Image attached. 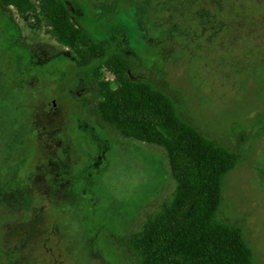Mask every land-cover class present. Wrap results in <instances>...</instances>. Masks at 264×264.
Returning <instances> with one entry per match:
<instances>
[{"label":"rangeland","instance_id":"374dc122","mask_svg":"<svg viewBox=\"0 0 264 264\" xmlns=\"http://www.w3.org/2000/svg\"><path fill=\"white\" fill-rule=\"evenodd\" d=\"M64 1L95 37L124 28L141 63L130 76L155 78L203 133L239 153L224 177L220 217L241 226L264 264V0H235L234 14L249 18L218 31L217 0L169 1L167 13H154L166 20L162 29L144 21L139 29L142 0ZM204 17L215 28L201 27ZM74 61L44 27L31 29L0 5V264H132L126 234L173 187L160 148L95 123L92 85L54 98L65 129L55 147L32 146L30 105L45 97L49 106ZM26 74L45 85L20 84ZM39 156L47 187L59 189L45 206L34 176Z\"/></svg>","mask_w":264,"mask_h":264},{"label":"trees","instance_id":"16d2710c","mask_svg":"<svg viewBox=\"0 0 264 264\" xmlns=\"http://www.w3.org/2000/svg\"><path fill=\"white\" fill-rule=\"evenodd\" d=\"M169 1L142 0L137 9L139 29L143 21L162 29L166 20L154 13H167ZM235 2L217 0V31L249 18L234 14L238 13ZM0 5L13 7L31 29L44 27L73 55L75 61L57 81L52 99L64 98L81 84L92 85L90 111L99 128L164 153L173 187L126 234L124 257L132 264H256L241 226L220 217L224 177L236 165L239 153L203 133L188 119L178 96L155 78L130 76L132 67L141 63L124 28L95 37L73 22L64 0H0ZM200 25L216 26L211 17L201 18ZM163 34L168 39L171 35ZM35 80L40 87L45 85L34 74L22 76L20 84L35 86ZM45 100L32 103L27 113V136L37 151L43 136L57 140L58 131L65 129ZM49 146L56 143L44 145L45 150ZM58 190L46 187V201Z\"/></svg>","mask_w":264,"mask_h":264},{"label":"flooded vegetation","instance_id":"af4514ba","mask_svg":"<svg viewBox=\"0 0 264 264\" xmlns=\"http://www.w3.org/2000/svg\"><path fill=\"white\" fill-rule=\"evenodd\" d=\"M47 109H49L50 111H52L53 113L56 112L55 107H54V99H51V105L47 106ZM42 132V131H41ZM28 139L29 136H27ZM56 139L54 137H49V136H43L42 139L39 141V145L41 150L44 149V145H52L53 142L56 143ZM37 161L39 162V164L37 165V167L34 168V170H37V173L34 175L35 179L37 180L38 184H39V190L37 191V193L40 196V202H42V204H44L45 206V192H46V187H47V183H46V173L50 170H46L45 169V165H44V156H39V158L37 159ZM32 196V193H31ZM42 197H44V201H42ZM40 210H43V207L40 206L39 207Z\"/></svg>","mask_w":264,"mask_h":264}]
</instances>
